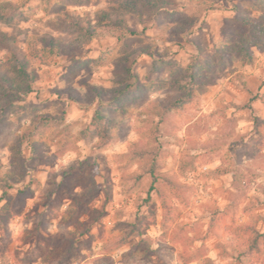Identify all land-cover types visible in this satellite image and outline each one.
Masks as SVG:
<instances>
[{"label":"rangeland","instance_id":"1","mask_svg":"<svg viewBox=\"0 0 264 264\" xmlns=\"http://www.w3.org/2000/svg\"><path fill=\"white\" fill-rule=\"evenodd\" d=\"M116 1L0 0V264H264V8Z\"/></svg>","mask_w":264,"mask_h":264},{"label":"trees","instance_id":"2","mask_svg":"<svg viewBox=\"0 0 264 264\" xmlns=\"http://www.w3.org/2000/svg\"><path fill=\"white\" fill-rule=\"evenodd\" d=\"M145 1L147 5H151V6H163L166 2L164 0H143ZM138 0H120V1H116V6L115 8H120V9H126V10H130V11H134V12H139L141 10L140 5L138 3ZM258 8H264V0H258ZM118 11H111V10H107L104 9L101 12L98 11L101 20H106L110 25L114 26L115 28H117V30H119V34L117 33V37L121 38L122 34H126L127 33V29H125L124 24H123V19L121 17V14H117ZM248 24H250L253 27V32L254 35L255 34H260L264 36V15H260L259 19L257 21L253 20V19H245ZM89 36H96L97 34H99V31H97V29L92 28V27H88L87 29ZM53 45L51 46V51L53 52L54 50L58 53V52H64L67 51L69 49V45H67L66 43H58L53 41ZM241 50L245 51L246 54H252L251 51H249V47L247 46V38H243L241 40ZM35 52L37 53L36 56L39 57L41 60H44V55H42V53H40V51L38 49H35ZM149 55H153L154 53L152 51H148L145 49V51H143ZM27 61L26 60H18L17 62L12 61L10 63V67L13 70V75L12 73H0V82L2 84H4L6 86V88L8 89H12V90H17L20 93H28L30 91H32V86L29 84L27 77H29V73L27 70ZM189 77L191 79H194L197 75V71L195 70V65L191 64L189 67ZM20 77V80L17 81V77ZM103 89L99 90L100 94L102 93ZM125 91V86H119V87H115L113 89V93L114 96L116 98H118L119 96H121ZM182 100L178 99L175 101V105L179 106V102H181ZM249 104V103H246ZM96 117H98L99 119H103L104 116L102 114H100V111H97V115ZM103 135H106V131L102 132ZM154 188V187H151ZM6 192V191H5ZM20 192H24V190H20Z\"/></svg>","mask_w":264,"mask_h":264}]
</instances>
